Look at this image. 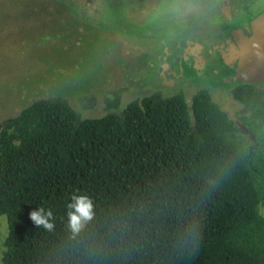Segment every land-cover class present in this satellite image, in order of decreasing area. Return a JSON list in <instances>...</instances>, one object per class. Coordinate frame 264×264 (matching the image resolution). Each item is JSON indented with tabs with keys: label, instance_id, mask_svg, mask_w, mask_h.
Returning <instances> with one entry per match:
<instances>
[{
	"label": "trees",
	"instance_id": "1",
	"mask_svg": "<svg viewBox=\"0 0 264 264\" xmlns=\"http://www.w3.org/2000/svg\"><path fill=\"white\" fill-rule=\"evenodd\" d=\"M246 132L212 100L132 101L78 121L58 100L0 129L3 264H264V96L239 84ZM91 218L68 224L71 196ZM52 211V228L31 210Z\"/></svg>",
	"mask_w": 264,
	"mask_h": 264
},
{
	"label": "rangeland",
	"instance_id": "2",
	"mask_svg": "<svg viewBox=\"0 0 264 264\" xmlns=\"http://www.w3.org/2000/svg\"><path fill=\"white\" fill-rule=\"evenodd\" d=\"M205 1L0 0V129L41 100L65 102L78 121L121 114L145 97L183 94L191 110L193 95L212 80L202 78V66L221 33L208 28L224 26L219 8L232 2ZM209 93L246 132V109L232 88ZM7 235L1 215L0 264Z\"/></svg>",
	"mask_w": 264,
	"mask_h": 264
},
{
	"label": "flooded vegetation",
	"instance_id": "3",
	"mask_svg": "<svg viewBox=\"0 0 264 264\" xmlns=\"http://www.w3.org/2000/svg\"><path fill=\"white\" fill-rule=\"evenodd\" d=\"M234 9H238L240 14H237ZM263 11L264 0H232L219 8V20L225 23H222L224 24L223 28L218 24L208 28L210 32H216V36L220 33L221 35L219 39L216 37L218 39L216 42H212L210 60L206 66H202L201 73L202 78L207 80L211 78L212 80L211 82L209 80V84L205 88L201 87L200 90L207 89L209 91L214 86L234 90L239 84H246L257 90H260L257 87H264L263 79L260 78L261 80L257 82L245 81L241 80L242 74L239 73L241 45L247 39L244 36L251 34L253 19ZM221 22H218L219 25Z\"/></svg>",
	"mask_w": 264,
	"mask_h": 264
},
{
	"label": "water",
	"instance_id": "4",
	"mask_svg": "<svg viewBox=\"0 0 264 264\" xmlns=\"http://www.w3.org/2000/svg\"><path fill=\"white\" fill-rule=\"evenodd\" d=\"M251 29L241 45L239 73L241 80L257 82L264 80V11L253 19Z\"/></svg>",
	"mask_w": 264,
	"mask_h": 264
},
{
	"label": "clouds",
	"instance_id": "5",
	"mask_svg": "<svg viewBox=\"0 0 264 264\" xmlns=\"http://www.w3.org/2000/svg\"><path fill=\"white\" fill-rule=\"evenodd\" d=\"M71 211L68 213V224L73 232L79 231L83 223L91 218L92 215V203L88 196L84 194L74 193L71 196V200L68 204ZM52 211L46 210L43 207L31 210L29 212V218L37 225H43L45 228L51 229L52 223L50 218Z\"/></svg>",
	"mask_w": 264,
	"mask_h": 264
}]
</instances>
